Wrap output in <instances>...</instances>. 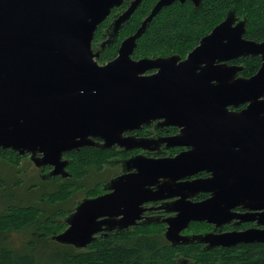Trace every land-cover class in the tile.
I'll list each match as a JSON object with an SVG mask.
<instances>
[{"label": "water", "instance_id": "95a60500", "mask_svg": "<svg viewBox=\"0 0 264 264\" xmlns=\"http://www.w3.org/2000/svg\"><path fill=\"white\" fill-rule=\"evenodd\" d=\"M123 1L0 0V149L29 154L36 167L51 168L48 176L65 177L69 176L65 171L69 163L63 159L65 153L84 146L101 149L123 146L131 140L123 137L124 132L138 129L153 119L174 122L189 119L188 132L194 150L188 156L144 160L136 172L111 180L105 188L112 190L109 194L82 200L66 217L68 228L51 240L76 249L91 242L97 232V218L111 217L102 211L111 207L116 210L117 204L128 206L127 203H140L147 198L158 199L154 193L159 192L147 187L157 186L160 178L166 180L158 188L191 175L185 161L191 158L197 162L206 154V148L211 146L209 135L223 115L218 106L226 100L227 90L205 86L209 76L228 74L225 64H216L259 54L264 60V42L243 38L246 19L236 17L233 9L183 61L178 56L130 59L136 41L162 7L174 1H189L198 6L201 1L158 0L135 33L123 41L119 56L100 66L91 53V40L98 25ZM140 1L133 0L113 21L114 34L117 35ZM198 67L200 72L196 73ZM155 68L160 70L143 76ZM251 84L264 90V63L251 78ZM261 171L263 178L255 181L257 185H247L250 202L264 197V166ZM177 194L168 196L173 198ZM184 202L187 206L181 211L175 209L179 210L176 217L166 220L169 227L164 235L171 243L227 246L232 242H264V232H247L236 238L231 234L180 236L179 232L190 221L213 223L212 199L202 204Z\"/></svg>", "mask_w": 264, "mask_h": 264}, {"label": "flooded vegetation", "instance_id": "af4514ba", "mask_svg": "<svg viewBox=\"0 0 264 264\" xmlns=\"http://www.w3.org/2000/svg\"><path fill=\"white\" fill-rule=\"evenodd\" d=\"M132 1L124 0L119 7L113 8L109 16L96 28L91 40L90 50L98 65L103 66L116 59L120 54L123 41L132 36L138 28L135 29L133 34L121 35L120 32L128 22L127 20L118 30L117 35L112 31L113 21L130 7ZM144 1L152 2V0H141L139 5ZM154 1L152 8L158 2V0ZM103 26L104 28L101 29ZM210 32L211 30L207 34ZM245 34L243 35L244 39L254 41L246 38ZM260 42H264V39L257 43ZM136 47L129 54L130 59L134 61L144 59V57L136 58L138 55L135 51ZM170 56L180 57L179 55ZM262 57L261 54L238 56L219 62L216 65L225 64L226 68L224 69L228 74L217 73L208 77L209 81L205 83V86L226 89L227 97L218 106L223 115L215 122L209 135L208 144L211 146L206 148V154L201 155L197 162L191 160V158L185 161L187 163L186 170L191 172V175L188 176L187 174L172 181L173 184H170V186L161 185L158 188L157 186L166 180V178H160L157 186L147 187L152 192H159V194L154 193V196L158 199L147 198L140 203H127L128 206L117 204L116 210H112L111 207L110 210L102 211L111 217L97 218L96 222L99 224L96 227L97 232L93 235V239L86 246L77 250L90 248L93 243L100 240L109 239L111 243H117V238L121 234H133L137 228L158 230V236L163 239V243L175 251L173 264H195L196 260L192 257L194 254H191V252L198 249L205 253L213 252V254H216L220 250L234 249L240 245H264V242H232L227 246H216L214 244L211 246L209 243L190 242L183 244L181 241L173 244L164 235L169 227L166 220L176 217L179 210L181 211L187 206L184 201L191 204H202L209 199L213 200V209L210 213L212 214L213 223L190 221L188 226L179 232L180 236L231 234L236 238L239 234L247 232L250 234L264 232V197L261 196L258 202L247 200L249 196L247 185L249 183L257 185L255 181L263 178L261 168L264 166V90H261L256 84H251V78L257 74L264 63ZM185 59L186 57L180 58L179 61ZM245 59L256 60V63L250 68L245 65ZM158 70L160 69L147 70L143 76L155 74ZM195 72L199 73L200 67ZM188 128V118L179 122L167 121L161 118L150 120L148 124H142L138 129L124 132L123 137H130L131 140L123 146L110 147L113 148V153L112 161L108 166H115L118 173L102 182L100 186L101 193L86 195L82 200L94 199L109 194L112 190H106L105 188L109 187L111 180L124 174L136 172L135 169L144 160L172 159L181 155L188 156L187 154L194 150ZM65 155L66 153L63 155L64 158ZM129 160H132V163H127ZM36 168L41 172L43 168L49 169L47 167ZM103 173L104 175L107 174L106 170ZM46 176H48L47 173L41 174V177L46 178ZM261 191L262 189L259 187V195ZM174 193H178V196L173 198L168 196ZM81 201L73 206L71 210H68L66 215L72 214ZM66 217L63 219L66 225L64 230L68 228L65 223ZM59 245L75 248L73 245Z\"/></svg>", "mask_w": 264, "mask_h": 264}, {"label": "trees", "instance_id": "16d2710c", "mask_svg": "<svg viewBox=\"0 0 264 264\" xmlns=\"http://www.w3.org/2000/svg\"><path fill=\"white\" fill-rule=\"evenodd\" d=\"M148 6L146 1L139 5L122 28L121 35L134 33L135 28L140 25V16L148 15H145ZM230 9L234 10L236 16L241 11L247 14L246 38L257 42L264 39V0H201L198 6L189 1H177L162 7L153 16L138 38L135 51L141 54L158 49L169 51L175 47L185 49L188 53L204 35L222 21ZM255 63L256 60L250 59L248 67L251 68ZM112 153L113 148L101 149L93 146L68 152L65 157L73 159L70 163L72 181H67L64 185H49V182H45L41 187V195L25 203L21 200L15 201L11 195L8 205L0 210V264H173L175 251L163 243L157 231H150L148 228H137L133 234H121L117 243H111L109 239L96 241L90 247V252L61 246L51 240L53 235L64 229L56 218L62 212L67 214V210H60L64 207L52 205L51 201L57 198L56 194H69L70 191L67 190L70 188L86 193L93 192L89 191V184L83 181L86 178L93 179L94 184V175L104 172L101 164L109 165ZM84 167H93L99 171L87 175L88 172L82 173ZM0 168L8 169L4 165H0ZM16 179V176L0 179V191H4L2 189L7 186L10 192L27 189L30 192L24 195L35 194L38 187L20 188V182H16ZM54 179L56 178L48 181ZM99 183L102 184V180ZM49 196L51 201H48ZM12 232L21 233L23 239L19 246L14 247L16 243L11 241ZM27 249L33 252L43 249L51 255L50 261L39 262L33 256L25 255L23 251ZM224 251L217 256L213 252L205 253L200 249L192 251L191 254H194L192 257L196 260L195 264H264V245L261 244L240 245Z\"/></svg>", "mask_w": 264, "mask_h": 264}, {"label": "rangeland", "instance_id": "374dc122", "mask_svg": "<svg viewBox=\"0 0 264 264\" xmlns=\"http://www.w3.org/2000/svg\"><path fill=\"white\" fill-rule=\"evenodd\" d=\"M154 3H155L154 0H152L151 3L148 2L149 6H148V10L145 13V15L150 13ZM238 14L240 16H243L247 20V14L244 11L238 12ZM239 15L236 17H239ZM140 17L141 18L139 20V23H141L142 20L146 16H140ZM224 18H225V16H224ZM224 18L222 19V21L224 20ZM103 28H104V26L101 29H103ZM170 55H179L180 58H184L187 56V51L185 49L175 48V47L171 48L169 51L164 50V49H158V50L153 51V52L138 54L136 56V58H138V57L156 58V57H167ZM245 60H246L245 65L248 66L249 65L248 62L250 59H245ZM63 159H67L69 161L68 166L65 168V171L69 174V176L63 177L62 175H57V176H51V177L46 176V178H45V177H41V174H43V173L48 174V172L51 170L50 167L46 166L49 169L43 168V170L41 172L29 160V154L20 155L17 152H14L11 150L0 149V165H4V166L8 167V169L0 168V179H2V178L7 179V177H9V176H16V178H17L16 182H18V181L20 182V184H19L20 188L33 187V186L38 187L35 190V194L26 196V195H24V193L30 192L27 189L25 191L10 192L9 188L7 186H5L2 189L4 191H0V210L2 209V207H6L8 205V198L11 195H12V198L15 199V201L21 200V202L25 203L26 201H28L30 199L32 200V199H34L35 196H39V194L42 193L41 187L43 186V183H45V182H47V183L49 182L48 183L49 185H51L50 183H56L57 185H64L67 181H72L71 178L73 176V173L71 172L70 163L73 159L71 157H65V158L63 157ZM111 161L112 160L110 159L109 162H111ZM40 168H42V167H40ZM101 170L102 171L106 170L107 174L104 175L103 172H98L97 176L94 175V178L96 180L94 184H93V179H87L86 178L83 181L85 184H89L90 188H88V189H90L89 191L93 190V192L86 193L85 191H78L76 188H70V190L69 189L67 190V192L70 191L69 194H65V195L56 194L57 198L54 201H51L50 196H49L48 201L50 200L52 205H56V206L61 205L64 208H61L60 210H62V211L67 210V212H68V210H71L73 208V206H75L79 201H81L83 199L84 196H86V195H97V194L101 193V189H100L101 184L99 183V180H102V182H104L107 179H109L112 175H115L118 173V170L115 166L114 167L108 166L107 163L101 164ZM97 171H99V170L95 169L93 167H84V169L82 170V173L88 172L87 175H89V174H94ZM4 174H5V176H4ZM53 178H56V179H54L52 181H48L49 179H53ZM53 210H57V208H53ZM66 216L67 215L62 212V215L60 214L56 218V220L60 221L61 226H63L64 228L66 227V225L64 224L63 219ZM135 231H137V229ZM150 231H157L158 232V230H155V229H152ZM10 239L14 243H16L14 245V247H16V246H19L18 244L23 239V237H22L21 233L12 232L10 235ZM84 251L90 252L91 249L87 248ZM220 252H225V251L220 250L215 254V256H217ZM23 253L25 255L33 256L39 262L40 261L49 262L50 257H51V255L49 253H46L43 249H39L38 251H35V252L27 249V250H24ZM217 261H219V259H217Z\"/></svg>", "mask_w": 264, "mask_h": 264}]
</instances>
